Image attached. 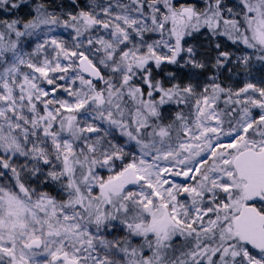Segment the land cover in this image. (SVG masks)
Wrapping results in <instances>:
<instances>
[{"label":"snow or ice","instance_id":"6c2138e0","mask_svg":"<svg viewBox=\"0 0 264 264\" xmlns=\"http://www.w3.org/2000/svg\"><path fill=\"white\" fill-rule=\"evenodd\" d=\"M0 13V264H264V0Z\"/></svg>","mask_w":264,"mask_h":264},{"label":"rangeland","instance_id":"374dc122","mask_svg":"<svg viewBox=\"0 0 264 264\" xmlns=\"http://www.w3.org/2000/svg\"><path fill=\"white\" fill-rule=\"evenodd\" d=\"M0 15H6V14L0 13ZM176 179L179 180V181H182L183 180V178H180V177H177Z\"/></svg>","mask_w":264,"mask_h":264}]
</instances>
